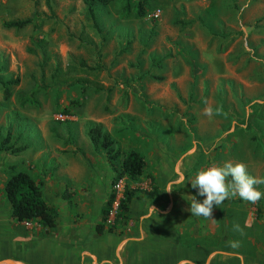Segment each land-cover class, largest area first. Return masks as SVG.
I'll return each mask as SVG.
<instances>
[{
  "label": "rangeland",
  "instance_id": "374dc122",
  "mask_svg": "<svg viewBox=\"0 0 264 264\" xmlns=\"http://www.w3.org/2000/svg\"><path fill=\"white\" fill-rule=\"evenodd\" d=\"M126 3L97 5L92 18L84 0H0V259L90 264L84 254L95 253L93 264H148L149 248L129 242L120 251L121 242L139 239L142 221L152 219L147 240L159 247L158 230H180L176 211L186 212L180 244L197 245L198 230L202 242L219 238L210 230L242 234L238 205L228 225L216 209L225 201L214 220L191 216L190 197H205L190 182L232 157L231 145L240 161H264V0H150L144 18L121 19ZM28 19L35 25L3 26ZM93 125L110 134L113 149L144 157L137 182L111 185L108 157L87 136ZM175 168L185 180L179 205ZM20 171L56 209L54 228L10 218L4 186ZM126 187L135 196L127 219L114 224ZM170 201L175 216L165 218ZM254 209L247 225L264 228V198Z\"/></svg>",
  "mask_w": 264,
  "mask_h": 264
},
{
  "label": "crops",
  "instance_id": "0c3cea01",
  "mask_svg": "<svg viewBox=\"0 0 264 264\" xmlns=\"http://www.w3.org/2000/svg\"><path fill=\"white\" fill-rule=\"evenodd\" d=\"M195 150V147H193ZM196 152V150H195ZM230 152L232 153V157L228 158L227 161H231L233 163H243L246 165L248 174L259 178V175H252V171H257V170H264V161L261 160V162H258L256 160L248 161V162H243L237 159L234 155L239 153V148H236L233 151V146L231 145L230 147ZM262 153L260 152L258 155L255 156V158H259V155ZM178 168H175L174 172L176 174L177 180L174 182V184H177L179 187V198L183 200H178V205L185 200L184 195L180 190L181 185L184 183L183 176H181V173L178 172ZM144 173V172H143ZM259 190L261 192H264V185H259ZM181 193V194H180ZM196 194V193H195ZM193 193V195H195ZM197 200H199L198 197H196ZM227 204L223 205L218 209L219 217L223 220V223L225 225H228V218L230 215V207L233 205L235 206H240L243 208V215L241 217L240 224L241 229H242V234L241 236H238V238L233 237V235L230 233L229 230H227V235L226 231L224 233L223 230L217 229L214 232L209 231V235L217 236V240H214L212 242H202L203 236H201V230L197 231V235L194 234V238L198 240L197 245H186V244H180V237H179V231L181 230L182 227H184V222L183 220L186 217V212L185 214H182L183 211H176V216L175 213L172 211L173 207V201H170L169 204L171 206V209L169 206H166V213L167 211L170 210L172 214L169 216V214L165 218H171L172 216L176 217L177 220V225L176 228H180V230H177L175 228H166V229H160L158 232H160L161 235L159 237V241L156 242L157 244L155 246H159L157 248L152 247L151 244L148 243V237L151 235L152 232H156V230H153L152 227H150L149 222L153 221L152 219H146L142 221V226H141V231H140V236L139 239H130L125 242H121L120 247L121 250L123 251L125 246L131 242L140 246H144L145 248H149V258H148V264H183L184 262H187L189 264H264V242L262 244V240L264 237L261 238L262 234L264 233V228L262 227L261 229H256L254 227L250 228L251 226L247 225L249 224V219L252 218V215L255 213L254 212V205H251L249 209L246 210V205L247 202L242 201L238 197L232 198V199H227L225 200ZM177 205V206H178ZM184 208V206H183ZM177 209V207H176ZM246 212L247 215H246ZM216 212L213 213L214 217H217ZM147 217V216H146ZM164 218V219H165ZM196 218H201L196 216ZM226 219V220H224ZM16 223V222H15ZM260 224V223H259ZM243 227V228H242ZM143 229V230H142ZM248 231L251 233L248 234ZM145 238L144 237V234ZM167 235V236H166ZM25 238V237H24ZM23 239V238H22ZM239 242V247H232V242ZM245 241H248L247 244H245ZM176 245V249L174 251V246ZM151 248H150V247ZM160 249V250H157ZM84 256L89 259V263H98V255L95 253H87L84 254ZM165 260L164 262L162 260ZM3 261H10L15 264H27L22 261L18 260H12V259H0V262ZM40 264H52V263H40ZM146 264V262H145Z\"/></svg>",
  "mask_w": 264,
  "mask_h": 264
},
{
  "label": "trees",
  "instance_id": "16d2710c",
  "mask_svg": "<svg viewBox=\"0 0 264 264\" xmlns=\"http://www.w3.org/2000/svg\"><path fill=\"white\" fill-rule=\"evenodd\" d=\"M36 2V0H32ZM118 0H84L87 5L89 15L94 18V7L97 5H109ZM127 3L121 8V19H128L130 16L134 19H142L147 15V9L150 0H126ZM129 2H133L130 6ZM48 4V3H47ZM131 7V8H130ZM34 20H16L4 22L3 26L8 29H23L34 24ZM35 43V41H31ZM28 53L34 54L33 49L28 48ZM11 82L2 83L4 96L7 99L9 90L8 85ZM87 136L96 152L102 151L111 164L114 176L111 185H116L120 180L137 182L143 175L147 162L144 157L135 150L121 153L119 149H113V140L110 134L100 125H93L87 132ZM8 137L4 142H8ZM4 148V147H2ZM4 192L6 199L10 205V218L17 223H37L44 228H54L56 224L57 211L50 207L42 197L40 185L35 182L26 172L13 173L5 183ZM134 191H130L127 187L123 192L122 199L119 200L118 214L114 221L126 220L128 217V206L134 199ZM144 194L150 195L145 192ZM115 195L112 192L106 202V211L104 213L103 223L98 225L97 232L103 230L108 210L112 207Z\"/></svg>",
  "mask_w": 264,
  "mask_h": 264
},
{
  "label": "clouds",
  "instance_id": "9594fccd",
  "mask_svg": "<svg viewBox=\"0 0 264 264\" xmlns=\"http://www.w3.org/2000/svg\"><path fill=\"white\" fill-rule=\"evenodd\" d=\"M205 114H213L211 108L205 109ZM197 195L205 197L198 202L195 196L190 197L191 203L188 211L191 216L212 219V210L227 199L238 197L242 201L256 204L264 198V192L259 190V185H264V178L253 177L248 174L246 165L226 161L222 166L213 165L198 172L190 182ZM240 231L239 225L234 226ZM232 247H239V242H232Z\"/></svg>",
  "mask_w": 264,
  "mask_h": 264
},
{
  "label": "water",
  "instance_id": "95a60500",
  "mask_svg": "<svg viewBox=\"0 0 264 264\" xmlns=\"http://www.w3.org/2000/svg\"><path fill=\"white\" fill-rule=\"evenodd\" d=\"M0 264H15V263L10 262V261H3V262H0Z\"/></svg>",
  "mask_w": 264,
  "mask_h": 264
}]
</instances>
